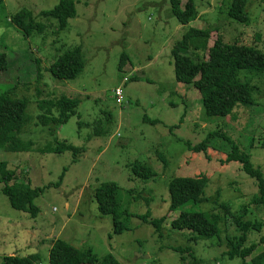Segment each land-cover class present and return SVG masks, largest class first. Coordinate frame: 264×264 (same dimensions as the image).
<instances>
[{"label":"rangeland","instance_id":"obj_1","mask_svg":"<svg viewBox=\"0 0 264 264\" xmlns=\"http://www.w3.org/2000/svg\"><path fill=\"white\" fill-rule=\"evenodd\" d=\"M74 1L77 17L59 34L58 23L41 15L60 0H0V54H6L9 64L0 71V96L16 88L14 95L28 101L30 124L22 139L36 145L28 154L0 152V162H7L32 189H45L32 217L11 206L0 183V264L8 255H41L40 264H50L55 239L91 250L100 259L112 255L117 264H243L240 258L230 259V238L244 234L234 223L220 224L219 239L197 243L189 241L191 232L172 225L184 211L224 215L223 205L243 222L261 225L248 232L247 246L257 245L247 260L251 264L264 251V207L251 206L258 182L241 164L226 163L231 148L223 140L200 154L187 144L193 149L211 135L227 137L264 175V75L240 73L253 88V109L240 106L234 117L210 118L202 95L179 82L173 50L192 25L212 32L208 61L216 60L218 38L264 52V2L248 0L249 23L244 25L229 17L234 0H195L198 19L184 27L172 13V0ZM187 1L182 0L183 7ZM23 9L46 27L43 34L27 37L15 28L11 20ZM77 48L85 63L80 76L72 81L54 77L52 63ZM122 54L128 59L119 68ZM116 89L121 90L120 103ZM64 96L81 101L77 117L61 128L43 127L39 102ZM56 142L83 152L41 153ZM139 163L151 167L155 179L138 178L133 167ZM201 173L209 178L208 202L171 213L170 182ZM105 182L117 184L119 213L133 216L121 220L130 230L116 234L113 218L100 215L95 191ZM147 200H153L151 206ZM149 212L154 221L168 218L161 232L139 218ZM191 247L194 258L185 252L184 261L178 249Z\"/></svg>","mask_w":264,"mask_h":264},{"label":"trees","instance_id":"obj_2","mask_svg":"<svg viewBox=\"0 0 264 264\" xmlns=\"http://www.w3.org/2000/svg\"><path fill=\"white\" fill-rule=\"evenodd\" d=\"M264 2V0H261ZM172 13L182 26L187 27L198 19L195 0H188L182 6V0H172ZM248 0H234L229 17L238 23L247 25L249 16L247 14ZM47 20L58 23V33L65 32L69 22L77 17L76 4L74 0H60L59 4L51 12H44L41 15ZM12 24L25 36L31 37L36 32L43 34L46 27L38 24L34 14L31 12H19L12 18ZM212 39L211 30H197L190 28L184 35L181 42L173 50V58L176 67V74L179 82L190 84L203 97V108L205 114L210 118H230L235 116V111L242 106L246 109H253L256 101L253 97V88L249 82L240 78V73L246 71L252 75H264V52L255 46L246 45L242 42L234 44L226 43L222 38H218L214 43L216 60L208 61L206 54L210 49ZM128 59V55L122 54L119 68L122 62ZM9 67L6 54H0V71H5ZM85 68L83 52L77 48L72 52L61 55L52 63L50 70L54 77L60 80L72 81L77 79ZM40 74V80L43 78ZM16 88H12L0 96V152L12 154H28L36 147L34 142H27L22 139L24 130L30 124L27 116L28 101L14 95ZM204 92H207L203 95ZM80 100L77 98L61 97L60 99L43 100L39 102V109L43 113L39 121L45 128L51 125L62 126L69 123L73 117H77L80 107ZM57 114V116L55 115ZM223 140L229 144L227 164L238 163L248 176L258 182L259 194L256 195L251 206L264 207V175L259 168H254L251 164L250 156L242 152L240 147L229 138L219 134L211 135L201 146L191 148L187 144L189 151L200 154L207 151L217 140ZM73 153L78 156L82 149L59 143L48 145L41 151L44 155H63ZM163 162L168 165L167 159L162 156ZM134 174L146 181L155 179L157 173L151 168L141 163L133 167ZM0 183H3L2 192L9 198L11 206L22 213H28L36 217L35 201L42 195L45 189H32L29 181L20 180L15 171L8 169L7 162H0ZM209 178L204 173L194 177H176L169 185L171 193V213H175L186 206H201L208 202L205 190L208 186ZM117 184L115 182H105L95 191V200L101 216H111L114 222V232L120 234L130 230V226L121 222L124 218L133 216L124 212L119 213L117 201ZM134 192V193H132ZM131 194H136L131 191ZM153 200H147L149 206ZM224 215L207 214L203 211L187 212L173 222V227L181 231L191 232L190 242L197 243L199 240H213L220 238V224L232 222L239 226L244 233L241 237L230 238L233 249L230 252V259L240 258L243 264H248V258L253 256L257 249L256 244L247 246L248 232L260 230L259 223L243 222L242 217L237 218L230 206H220ZM247 213V209H245ZM247 215V214H246ZM142 221L152 224L158 232L163 230L168 218L159 221L152 220V213L139 217ZM264 242V238H262ZM183 254L190 253L194 258V251L191 248L178 249ZM50 264H117L112 255L102 259L93 254L91 250H80L67 242L56 239L50 253ZM41 255L5 256L1 264H40ZM251 264H264V251L252 258Z\"/></svg>","mask_w":264,"mask_h":264},{"label":"built area","instance_id":"obj_3","mask_svg":"<svg viewBox=\"0 0 264 264\" xmlns=\"http://www.w3.org/2000/svg\"><path fill=\"white\" fill-rule=\"evenodd\" d=\"M115 95H116L117 103H120L119 98L121 97V90L116 89Z\"/></svg>","mask_w":264,"mask_h":264},{"label":"crops","instance_id":"obj_4","mask_svg":"<svg viewBox=\"0 0 264 264\" xmlns=\"http://www.w3.org/2000/svg\"><path fill=\"white\" fill-rule=\"evenodd\" d=\"M191 26H192V25H190L189 27L191 28ZM192 29H193V28H192ZM197 30H199V29H197ZM55 240H56V239H55ZM73 247H75V246H73Z\"/></svg>","mask_w":264,"mask_h":264}]
</instances>
